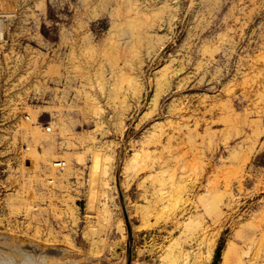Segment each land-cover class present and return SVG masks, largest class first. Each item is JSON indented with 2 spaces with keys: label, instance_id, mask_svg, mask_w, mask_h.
Returning a JSON list of instances; mask_svg holds the SVG:
<instances>
[{
  "label": "rangeland",
  "instance_id": "obj_1",
  "mask_svg": "<svg viewBox=\"0 0 264 264\" xmlns=\"http://www.w3.org/2000/svg\"><path fill=\"white\" fill-rule=\"evenodd\" d=\"M217 250L264 264V0H0V264Z\"/></svg>",
  "mask_w": 264,
  "mask_h": 264
},
{
  "label": "bare ground",
  "instance_id": "obj_2",
  "mask_svg": "<svg viewBox=\"0 0 264 264\" xmlns=\"http://www.w3.org/2000/svg\"><path fill=\"white\" fill-rule=\"evenodd\" d=\"M138 13H139V12H138ZM129 20H130V19H129ZM126 22H129V21H128V19H126ZM123 23H124V21H123ZM86 38H87V37H86ZM91 44H92V43H91ZM142 205H143V204H142ZM171 206H172V203H171ZM172 207H174V204H173V206H172ZM142 208L144 209V205L142 206ZM145 208H146L145 210H147V208H148V207H147V206H145ZM166 208H167V209H169V207H168V206H167ZM166 208H165V209H166ZM145 210H144V211H145ZM148 210H149V209H148ZM171 211H172V210H170V212H171ZM147 212H148V211H147ZM160 212H162V211H160ZM160 212H159V214L161 215V213H160ZM166 212H168V211L166 210ZM145 213H146V212H145ZM159 214H157V215H158V217L160 218V215H159ZM168 214H169V213H168ZM145 215H147V214H145ZM148 215H149V214H148ZM155 215H156V214H155ZM162 215H163V212H162ZM158 217H157V218H158ZM161 217H162V216H161ZM157 218H156V221H157ZM159 218H158V219H159ZM127 219H128V217H127ZM156 221H154V222L156 223ZM184 224H185V223H184ZM185 226H186V225H185ZM167 247H168V246H167ZM165 248H166V247H165ZM168 249H169V248H168ZM19 252H20V251H19ZM166 256H167V257H169L168 255H166ZM170 256L172 257V255H171V254H170ZM168 260H171V259H168ZM171 261H173V258H172V260H171ZM27 262H29V261L27 260ZM6 263H7V262H6ZM34 263H36V264H37L38 262H37V261H34ZM171 263H172V262H171ZM29 264H30V263H29ZM40 264H41V263H40ZM44 264H45V263H44Z\"/></svg>",
  "mask_w": 264,
  "mask_h": 264
},
{
  "label": "water",
  "instance_id": "obj_3",
  "mask_svg": "<svg viewBox=\"0 0 264 264\" xmlns=\"http://www.w3.org/2000/svg\"><path fill=\"white\" fill-rule=\"evenodd\" d=\"M220 259V251L219 250H217L216 252H215V255L213 256V262H212V264H218V260Z\"/></svg>",
  "mask_w": 264,
  "mask_h": 264
}]
</instances>
